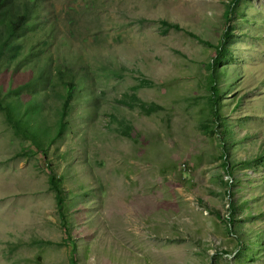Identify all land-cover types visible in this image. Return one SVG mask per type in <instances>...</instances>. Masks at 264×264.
<instances>
[{
  "label": "rangeland",
  "instance_id": "1",
  "mask_svg": "<svg viewBox=\"0 0 264 264\" xmlns=\"http://www.w3.org/2000/svg\"><path fill=\"white\" fill-rule=\"evenodd\" d=\"M231 2L40 0L0 61L6 101L37 92L48 126L44 154L0 109V264H73V243L77 264H264V0ZM58 68L77 84L59 134Z\"/></svg>",
  "mask_w": 264,
  "mask_h": 264
},
{
  "label": "trees",
  "instance_id": "2",
  "mask_svg": "<svg viewBox=\"0 0 264 264\" xmlns=\"http://www.w3.org/2000/svg\"><path fill=\"white\" fill-rule=\"evenodd\" d=\"M240 0H232L230 7L235 6L239 3ZM40 0H0V61L2 58L7 55L12 63L15 61L22 51V46L17 44L16 41L12 42L11 40L21 36V32L27 29L28 22L30 21L35 9L39 6ZM231 13V14H230ZM233 13V8L228 12V20L231 19ZM163 25L179 29V26L176 24H169L168 22H163ZM230 39V33L228 28L225 30L224 35L216 47V55L211 63L212 73L210 74L209 82V95L208 103L211 107L212 116L217 117V107L219 100V90L217 87V68L222 63L223 57L226 56L228 52V40ZM67 68H58L56 75L60 81L66 86V94L59 95L63 104L60 111V120H59V130L58 134L64 133L66 131V117L71 107V103L75 97V92L77 89L76 78L72 76L71 79H67ZM46 77L45 67L40 69L36 79L29 81L28 85L35 84L38 79H44ZM146 83L143 82L142 85ZM23 89V86L17 87L16 89L10 90L9 93L19 94ZM14 91V92H13ZM38 93L35 92L33 99L24 105L22 103L13 104L7 102L5 98V93L0 89V109L5 112L7 121L15 128V131L19 134L22 133L25 137L33 141L40 151L44 154L46 152L41 149L38 143V135H41L48 129L46 118L44 117L43 107L44 100H39ZM130 99L131 103H134L138 98L136 95H131L130 98L126 96V100ZM145 107V106H143ZM149 109L148 111H150ZM43 118L44 120L40 122L39 120ZM25 119H27L25 121ZM46 123V125H45ZM35 126V127H34ZM130 133L128 132L127 135ZM57 137L53 140H55ZM47 157V155H46ZM226 166V165H225ZM52 169V170H51ZM51 175L49 177V184L51 190L55 193L56 197V207L58 214L61 218V225L64 229L65 238L64 242L72 241L73 237L71 234V224L69 219V205L66 202V192L64 190L62 179L59 178L51 168ZM72 263L77 264L76 254H75V245L72 246Z\"/></svg>",
  "mask_w": 264,
  "mask_h": 264
}]
</instances>
